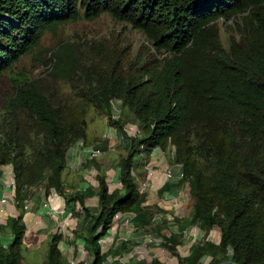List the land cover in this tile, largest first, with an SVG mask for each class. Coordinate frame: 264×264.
Returning a JSON list of instances; mask_svg holds the SVG:
<instances>
[{
	"label": "trees",
	"instance_id": "16d2710c",
	"mask_svg": "<svg viewBox=\"0 0 264 264\" xmlns=\"http://www.w3.org/2000/svg\"><path fill=\"white\" fill-rule=\"evenodd\" d=\"M103 14L139 30L149 44L128 64L119 55L104 56L103 63L93 56L86 67L85 94L127 141L128 154L118 162L121 188L110 191L106 171L96 164L97 190L66 193L67 153L86 140V119L56 103L41 81L15 74L12 95L0 102V165L13 168L22 213L7 220L13 237L0 245V264H29L23 256V211L34 187L46 196L54 190L67 205H81L72 209L82 220L75 235L93 255L91 264L109 257L112 249L104 253L100 238L117 214H133L135 227L160 234L164 225L155 217L164 211L149 204L134 175L135 149L141 147L174 148L173 162L182 166L180 183L189 187L192 213L177 233L164 238L178 255L187 226L198 227L203 237L181 264H200L205 256L212 258L208 264H221L230 250L232 264H264V0H0V76L12 73L47 33ZM231 21L235 34L227 47L220 23ZM81 61L75 45L60 43L43 64L54 78L72 81ZM114 99L139 122L142 136H127L129 116H112ZM95 195L98 206H87ZM216 227L219 244L209 240ZM62 240L61 233L48 236L43 264H68Z\"/></svg>",
	"mask_w": 264,
	"mask_h": 264
},
{
	"label": "rangeland",
	"instance_id": "374dc122",
	"mask_svg": "<svg viewBox=\"0 0 264 264\" xmlns=\"http://www.w3.org/2000/svg\"><path fill=\"white\" fill-rule=\"evenodd\" d=\"M220 25L222 42L228 47L231 37L235 34L234 22H221ZM60 43L75 45L80 59H82L80 69L72 81L54 78L51 75L49 67L43 64L44 60L48 61L50 59L51 54ZM147 45L149 44L146 37L139 30L134 29L129 24L116 21L109 14H103L93 21L81 17L76 22L61 26L56 33H47L42 39L41 45L32 54L23 58L14 67L12 73L7 72L0 76V102L12 95L15 74H22L41 81L48 89V94H54L56 103L67 105L77 116L86 119L87 138L86 140H79L76 143H81L83 147L94 146V149L99 148L102 153L99 157L92 159L93 168L90 169L88 175L93 176L98 174L96 164L100 165L106 173L107 170L112 169L117 170L116 173H120L118 162L128 154L127 141L122 133L108 124L106 113L103 110L96 109L89 101L88 93L85 94L88 91L89 85L87 83L88 71L86 67L90 66V61L88 60L93 56L103 63L105 61L104 56L108 57L109 60H113L114 57L117 58L119 55L128 64L131 59L144 52ZM122 50L125 51L123 54H120ZM123 114L124 116L126 114L129 116V121L124 126L127 136H142L143 132L139 122L128 111H124L122 103L119 102V107L115 112L112 111V116L116 120H119ZM172 149L170 154H168V160L169 163L175 164L173 162L174 148ZM148 151L149 149L142 147L135 149L134 159L136 165L134 175L138 186L145 181H148L149 184V170L144 168L145 162L149 159ZM167 175L170 177L172 172L169 170ZM180 175H182V171ZM180 187L182 194L177 203L176 211L174 213L161 212L155 217V223L158 226L164 225L160 234L145 232L144 229L135 227L132 222L133 214L115 221L107 234L100 238L104 253L112 249L109 257L103 264H113L114 262L126 264L131 260L150 262L153 259H159L166 264H181L180 258L190 255L191 247L197 241L202 240L203 233H200L198 227L191 225L186 230V236L182 239L181 244L176 246L178 255L173 254L169 250L167 244L170 243L164 237L177 233L180 221L189 217L192 211L189 187L185 183ZM117 188H121L120 181H117ZM143 193L147 195L146 192ZM53 194L54 191L52 190L46 198L47 206L51 208L52 206L48 202H50L49 199L51 198L52 200L55 199ZM58 197L61 196L57 194L56 198ZM171 199L173 200L174 197ZM92 201L94 203L96 200ZM97 206L90 207L96 208ZM77 210H81V207ZM55 213L58 216V222L61 224L57 231H60L62 228L63 236V240L59 246L61 245L63 248L65 241L67 248H71L69 252L62 251L68 264H78L79 262L91 264L93 255L85 249L84 239L75 235V231L81 229L82 220L73 216L71 208H55ZM220 237V229L216 227L213 231L211 242L219 244ZM39 245L40 249L35 252L33 247L28 246L27 239L25 238L23 256L26 263H44L46 258V241H41ZM229 257H232V250L229 252L228 260L221 264H228V261H230ZM210 261H212V258L205 256L201 259L200 264H208Z\"/></svg>",
	"mask_w": 264,
	"mask_h": 264
},
{
	"label": "crops",
	"instance_id": "0c3cea01",
	"mask_svg": "<svg viewBox=\"0 0 264 264\" xmlns=\"http://www.w3.org/2000/svg\"><path fill=\"white\" fill-rule=\"evenodd\" d=\"M92 149H94V146L83 147L81 143H76L75 146L69 149L67 153V168L63 175L66 193L68 195L79 191H85L88 188H92L94 191L98 189L99 182L96 178L97 175H88L90 169L93 168V162L92 159H90V152ZM171 150L173 149L163 151L160 148H149V159L145 162L146 164L144 165V168L148 169L149 173L153 172V175L149 179V185L146 191L149 197V204L159 205L164 212L167 211L169 213H174L182 194L180 187L182 185V183H180L182 167L177 164L169 163L168 154H170ZM169 170L172 172L170 177L167 175ZM116 172L117 170L113 169L107 170V182L109 183L110 191L116 189L117 181H120V173ZM13 176V168H11L10 165H0V198L6 199L5 203L0 202V245L3 246L7 245L13 237L6 228L7 220L9 217H18L22 213V211L18 209L15 201V187L10 186V180ZM166 185L169 187L165 188ZM31 193L33 196L28 199L24 205L23 219L27 226L26 239L28 246L31 248L33 247L36 252L40 249V242L47 241L50 234L57 232L62 234V228L60 231H57L61 224L58 222L55 208L64 209V207H67L71 208V210L74 209L75 211H78L77 209H79L81 205L78 202L67 205L65 198L60 195L61 197H58L55 201L54 199L52 200V198L49 199L50 202L48 203L52 206L51 208L50 206L48 207L45 205V203H47V196L43 188L34 187L31 190ZM54 196L56 197L57 194ZM172 197H174L173 200L171 199ZM92 200L96 201L93 203ZM26 205H28V209L25 208ZM86 205L97 206L98 196L95 195L94 197L87 199ZM190 216L191 214L185 219H190ZM190 226L186 227L184 236H186V230ZM215 229L216 228L210 232V241ZM64 243L65 246L63 248L61 245L59 246L61 251L65 250L69 252L71 248H67L65 241Z\"/></svg>",
	"mask_w": 264,
	"mask_h": 264
},
{
	"label": "built area",
	"instance_id": "2783aa9c",
	"mask_svg": "<svg viewBox=\"0 0 264 264\" xmlns=\"http://www.w3.org/2000/svg\"><path fill=\"white\" fill-rule=\"evenodd\" d=\"M119 102H121V101L118 100V99H114V100L111 101V109H112V111L115 112V110L118 109V107H119ZM121 103H122V102H121ZM101 154H102V153H101V151H100L99 149H92L91 152H90V159H95V158L99 157ZM152 175H153V172H150V173L148 174V179H150V177H151ZM181 176H183V173H182ZM148 185H149V184H148V181L142 182L141 185L138 186L139 191H140L141 193L146 192V191H147V188H148ZM10 186H12V187H15V186H16V182H15V178H14V176H13L12 179L10 180ZM53 191H54V190H53ZM55 194H56V193H55V191H54V195H55ZM0 202L5 203V202H6V199H4V198L1 199V198H0ZM45 205L47 206V203H45ZM25 208L28 209V205H26ZM121 218H123V217H122L120 214H117V215L115 216V218H114V222H115V221H118V220L121 219ZM5 247H6V245H5ZM228 264H232V263H228Z\"/></svg>",
	"mask_w": 264,
	"mask_h": 264
},
{
	"label": "water",
	"instance_id": "95a60500",
	"mask_svg": "<svg viewBox=\"0 0 264 264\" xmlns=\"http://www.w3.org/2000/svg\"><path fill=\"white\" fill-rule=\"evenodd\" d=\"M228 263H233L232 261H228Z\"/></svg>",
	"mask_w": 264,
	"mask_h": 264
},
{
	"label": "bare ground",
	"instance_id": "6f19581e",
	"mask_svg": "<svg viewBox=\"0 0 264 264\" xmlns=\"http://www.w3.org/2000/svg\"><path fill=\"white\" fill-rule=\"evenodd\" d=\"M57 198L55 197L54 201L56 200Z\"/></svg>",
	"mask_w": 264,
	"mask_h": 264
}]
</instances>
